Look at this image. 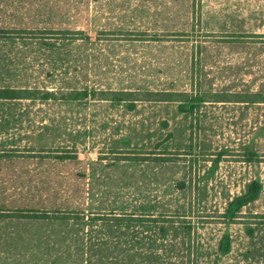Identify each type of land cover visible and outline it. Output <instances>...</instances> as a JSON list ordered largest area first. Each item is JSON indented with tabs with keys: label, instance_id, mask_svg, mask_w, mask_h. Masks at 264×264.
<instances>
[{
	"label": "rangeland",
	"instance_id": "rangeland-1",
	"mask_svg": "<svg viewBox=\"0 0 264 264\" xmlns=\"http://www.w3.org/2000/svg\"><path fill=\"white\" fill-rule=\"evenodd\" d=\"M1 88L0 264H264V0H0Z\"/></svg>",
	"mask_w": 264,
	"mask_h": 264
},
{
	"label": "trees",
	"instance_id": "trees-1",
	"mask_svg": "<svg viewBox=\"0 0 264 264\" xmlns=\"http://www.w3.org/2000/svg\"><path fill=\"white\" fill-rule=\"evenodd\" d=\"M24 90H15V89H7V88H1L0 89V99H16V98H27L30 93L29 92H22ZM87 91H71L69 93L63 94L60 98L65 101H80L83 99H86L88 97ZM156 95L160 96L159 99H154L155 101H176L171 99L173 96L166 92H159ZM238 95V96H237ZM128 95L126 92H113L110 100L114 102H125L127 101ZM171 97V98H170ZM236 97L234 99L235 102H242V103H264V93L263 92H244L236 94ZM29 98V97H28ZM51 98L50 93H46L43 96V99H49ZM200 99H196L197 104H193L191 100H186L185 103L179 105V110L182 112H191L193 110V107L200 104L201 102L205 101L203 100V97H199ZM132 101V100H131ZM137 101H152L149 98H141L137 99ZM130 107H132L134 104L131 102ZM62 160L67 161L68 163H73L74 160H76L75 156L70 154V152H65V155L61 157ZM77 161V160H76ZM100 161V160H99ZM98 161V163H99ZM78 162V161H77ZM119 162V160H115L114 163ZM79 163V162H78ZM86 172L83 166V172L80 174H77L76 178L82 177L85 178ZM89 192H87V198H93L94 197V191L93 188L88 189ZM260 191V186L257 184V182H253L252 185L249 187V191L247 195L242 196V198H239L236 200L233 205H245L249 199H252L255 195H257ZM91 207V204L88 203V207ZM70 209H73L77 212L76 217L73 218L76 222L81 221L84 219V206L81 204V206H77L75 208L70 207ZM81 213V215H80ZM69 219V218H68ZM89 220V219H88ZM95 218H91L90 222H95Z\"/></svg>",
	"mask_w": 264,
	"mask_h": 264
}]
</instances>
